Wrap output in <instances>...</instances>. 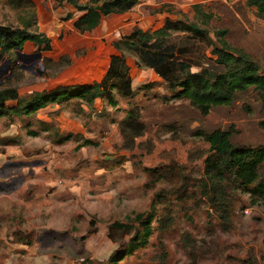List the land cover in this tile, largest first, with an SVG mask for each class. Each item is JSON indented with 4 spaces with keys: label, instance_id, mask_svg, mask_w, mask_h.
I'll list each match as a JSON object with an SVG mask.
<instances>
[{
    "label": "rangeland",
    "instance_id": "rangeland-1",
    "mask_svg": "<svg viewBox=\"0 0 264 264\" xmlns=\"http://www.w3.org/2000/svg\"><path fill=\"white\" fill-rule=\"evenodd\" d=\"M68 7L67 0H0V23L43 32L52 43L40 50L27 42L22 51H40L37 58L13 51L0 57V64L11 58L0 88L15 86L24 96L100 80L112 56L121 55L134 93L124 96L112 87L114 104L105 95L92 107L72 98L30 115L0 116V264H264V155L252 170L238 167L239 179L227 173L219 179L206 172L209 143L202 135L233 125L232 142L264 148L259 91L236 90L231 103L203 113L189 95L167 86L157 72L161 65L120 46L136 27L164 26L191 71L211 67L213 46L179 34L172 22L181 19L207 28L215 46L222 37L231 51L263 64L264 18L255 6L139 0L86 32L73 27L75 8ZM128 110L136 118H127ZM201 180L212 187L209 198ZM220 183L226 228L216 204ZM144 211L152 213L149 231L135 218ZM114 221L128 227H111Z\"/></svg>",
    "mask_w": 264,
    "mask_h": 264
},
{
    "label": "trees",
    "instance_id": "trees-1",
    "mask_svg": "<svg viewBox=\"0 0 264 264\" xmlns=\"http://www.w3.org/2000/svg\"><path fill=\"white\" fill-rule=\"evenodd\" d=\"M139 0H67L70 4L82 11L73 21V27L79 32L90 31L110 13H120L131 9ZM246 5L255 6L257 15L264 18V0H245ZM72 15V14H71ZM172 28L182 31L185 37H195L212 45V52L216 54L211 67H201L198 71L190 70V62L178 59L176 56L175 43H169L165 38L167 29L164 26L153 30H144L136 27L129 31L120 41L121 48L135 51L140 58L157 67L158 74L167 82L171 89L179 88L177 96L189 95L201 107L203 113H207L214 105L229 104L233 100L236 90H242L253 86L259 91L262 103H264V63L260 64L246 52L238 50L231 51L226 41L219 37L221 46H215L209 30L196 22L177 19L172 22ZM218 33V32H217ZM143 42H139L133 38ZM34 42L38 49L49 50L52 43L51 38L43 32L30 30L27 27H14L9 24L0 23V57L22 51L25 41ZM152 40L148 43V41ZM148 43V44H146ZM18 57V55H17ZM109 73L100 80L91 82H77L71 84H59L50 89L34 90L27 95H20L15 86H4L0 88V116L2 115H30L38 109L50 103L67 102L72 98L80 99L84 105L92 107L97 97L106 96L110 103H115L112 96V87L124 96L134 93L130 78L127 73L128 65L121 55H114L110 60ZM110 78L109 87L106 86ZM15 100L12 105L8 101ZM132 110L126 113L127 118H136ZM233 125L228 129L215 128L202 135L209 143V154L204 159L207 173L214 172L222 178L225 173L234 180L239 179L238 167L252 170L257 163V157L264 155V148L257 149L247 144L232 142L230 135L234 131ZM255 174L251 177L254 178ZM249 178L247 181L252 180ZM215 181V180H213ZM213 186H216L213 183ZM200 186L206 197H210L212 189L208 181L201 180ZM217 206L218 217L223 227L228 226V204L223 198L224 185L218 184ZM137 221L143 225L144 230L149 231L152 218L150 211L135 214ZM127 228L123 222L114 221L111 227Z\"/></svg>",
    "mask_w": 264,
    "mask_h": 264
},
{
    "label": "water",
    "instance_id": "water-1",
    "mask_svg": "<svg viewBox=\"0 0 264 264\" xmlns=\"http://www.w3.org/2000/svg\"><path fill=\"white\" fill-rule=\"evenodd\" d=\"M16 52H17L18 57L21 55H24L28 58H34V57L37 58V57H40V54H41L40 51L32 53V54H27V53L20 51V50H17ZM10 61H11V58L8 57L3 61V63L0 64V74L9 67ZM9 74H11V73H9Z\"/></svg>",
    "mask_w": 264,
    "mask_h": 264
},
{
    "label": "crops",
    "instance_id": "crops-1",
    "mask_svg": "<svg viewBox=\"0 0 264 264\" xmlns=\"http://www.w3.org/2000/svg\"><path fill=\"white\" fill-rule=\"evenodd\" d=\"M77 1H78V2H85V1H87V0H82V1L77 0ZM67 3L69 4L68 9L71 10V11H69V12H73L74 9H72V8H75V13H72V16L74 15V16H76V18H77L79 15L82 14V11H80L79 9H77L75 6H73V5L70 4L69 2H67ZM76 18H75V19H76ZM75 19H74V20H75ZM27 42H31V41H29V40L25 41V43H24V45H23V49H24V46H25V44H26Z\"/></svg>",
    "mask_w": 264,
    "mask_h": 264
}]
</instances>
